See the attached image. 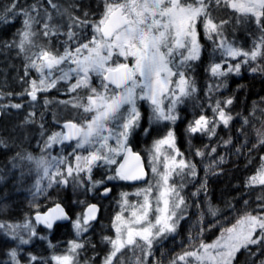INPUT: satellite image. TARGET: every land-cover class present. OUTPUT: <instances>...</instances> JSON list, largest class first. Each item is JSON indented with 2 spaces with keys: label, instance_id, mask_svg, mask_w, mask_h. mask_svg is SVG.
Returning <instances> with one entry per match:
<instances>
[{
  "label": "snow or ice",
  "instance_id": "1",
  "mask_svg": "<svg viewBox=\"0 0 264 264\" xmlns=\"http://www.w3.org/2000/svg\"><path fill=\"white\" fill-rule=\"evenodd\" d=\"M213 4L216 8H228L236 13L235 23L238 25L254 23L258 35L254 37L250 50L221 40L217 47L223 50V54L233 59H243L229 65L226 71L219 63L212 64V76L225 77L231 72L239 75L243 64H249L252 73H264V64L255 63L258 58L264 60V0H97L95 7L80 0H73L66 6L56 0H32V3L24 5L20 4V0H11L10 5L0 10V23L9 24V17L22 18L21 27L10 41L0 39V49L6 52L16 50V55L23 57L24 72L19 80L24 88L15 95L28 97L27 103L33 109L17 126V134H9L8 139L0 136V151H12L9 141L15 144L18 135L22 143L32 131L38 130L42 155L36 157L21 150L16 151L9 161L12 169H21L18 178L21 183L25 175L23 163L27 161L35 166L38 178L28 189L33 198L43 194L53 184L66 186L69 178L75 187L83 188L86 193L103 188L102 196H107L111 191L106 181L145 179L141 157L129 146L130 137L141 128L138 101L149 103L150 123H175L179 118L177 105L194 98L198 91L195 80L188 74L192 68L191 62L199 60L201 55L198 27L202 25L205 37L215 43L214 36L222 37L223 28L229 23L225 19L216 22L212 15ZM60 35L67 36L62 41L63 51L50 46L49 38ZM41 37L47 42H42ZM69 64L75 66L67 67ZM33 70L38 76L30 79ZM56 72L60 74L55 75ZM93 77L98 80L97 86L93 84ZM60 81L68 84V94L76 95H71L68 100H60L58 104L63 105L64 112L69 109L77 111L71 113V119L64 118L60 112H53V122L60 130H49L44 121V112L37 117L35 111L38 94L56 88ZM224 86V81L219 80L215 86H209L206 95L210 97ZM81 90L86 93L85 96L79 94ZM5 95L10 97L14 94L0 92V99ZM51 103L45 98L44 109L47 110ZM232 104L231 97L217 100L214 106L210 105L213 116L209 118L201 114L198 119L189 122L186 131L212 137L216 135L219 124L228 128L234 119L227 111ZM23 107V102L0 104V111ZM78 117L82 122H77ZM244 123H248L246 117ZM142 131L145 135L150 134L149 128ZM238 131L244 134L243 128ZM257 136L259 145L264 146V131L257 130ZM111 139H115V147L109 144ZM72 141H75L74 145L70 143ZM65 142L72 147L69 155L75 157V165L64 156H52L49 151ZM232 142L229 137L223 140V145L227 147ZM241 147L236 148L237 153H240ZM79 149H85L87 155L79 154ZM216 151V147L211 149V153ZM152 152L151 171L158 179L155 184L149 181L147 187L135 193L137 197L143 196L142 203L132 204L127 199L128 193L121 194V212L112 222L115 238H102L110 245L102 264H116L117 260L123 264L118 254L126 248H141L144 257L137 264H149L148 258L153 255L154 245L175 234L180 221L185 219L188 207L182 195L185 185L183 182L177 185L170 180L173 176L194 178L197 175L196 165L190 160L177 159L183 154L176 146L172 130L154 141ZM204 154L200 150L196 152L198 156ZM121 155L122 162L117 161L116 156ZM260 159V167L248 178L245 187L259 185L264 192V156ZM223 160L224 157H220L219 162L223 163ZM159 162L163 163L162 172L156 166ZM60 165H65V169H61ZM112 165H116L114 174L106 173L101 179L93 178L94 167ZM210 167L205 170L206 176ZM53 168L55 170L51 171ZM4 178L0 176V181ZM44 179L48 180L46 187L42 186ZM200 191H207L206 179L192 195L197 196ZM257 200L259 203L255 214L246 210L230 227L222 228L212 243L201 239L197 248L184 251L170 264H237L240 254L246 255L245 264H264V195L258 196ZM244 203L247 205L248 201ZM127 208L132 209L130 218L123 215ZM98 212L96 204H89L86 211L77 214L73 220L60 204H56L48 212L37 210L35 222L28 218L22 223L0 222V234L16 242V247H11L6 253L8 260L0 261V264H22L21 246L32 243L34 239H47L40 234L37 225L51 231L57 221H69L76 235L83 236L91 229L92 222L97 220ZM209 212L213 217L217 216V210L210 208ZM152 215L155 216L154 222L150 218ZM203 232L201 228L198 235ZM189 238L196 239L191 234ZM70 245L67 254L51 257L54 264H76L74 254L84 244L72 241ZM26 264H47V261L29 252ZM151 264L159 262L153 260Z\"/></svg>",
  "mask_w": 264,
  "mask_h": 264
},
{
  "label": "trees",
  "instance_id": "2",
  "mask_svg": "<svg viewBox=\"0 0 264 264\" xmlns=\"http://www.w3.org/2000/svg\"><path fill=\"white\" fill-rule=\"evenodd\" d=\"M96 1V0H95ZM11 0H0V10L5 6L10 5ZM30 4L32 0H20V4ZM96 5V3H95ZM214 5V4H213ZM234 13L233 11H230ZM10 23L3 24L7 28L3 31L4 40H11L17 29L21 27V17H9ZM246 41L241 42L240 35L229 37L232 42L239 48L250 50L253 39L258 35L256 26L251 24L245 25ZM198 40L201 45V55L195 64H192V79L195 80L197 93L192 101L180 109V114L175 123L174 133L176 143L188 151V160L196 165L197 175L190 177L189 184L182 189V195L185 197L188 207L185 213V219L180 221L179 227L175 234L170 235L161 243L155 244L152 250L153 255L148 258L149 264L151 261H158L159 264H170V262L187 250H194L198 247L199 242L203 239L206 243L214 241L224 227H230L235 223L236 218L243 214L246 210L253 211L255 214L258 196L264 195L261 191V186L256 185L251 188L245 187V182L249 177L253 176L260 167L262 161L261 156H264V146L259 145L257 130L264 131V73L250 71V65L245 64L239 75L230 73L225 77H213L210 75V67L212 64L222 62L225 65V58L221 51L216 48L213 40L205 37L202 25L198 27ZM60 36H52L51 40L54 43L60 41ZM59 37V38H58ZM215 40V39H214ZM61 43V42H59ZM60 47V46H59ZM6 58V57H5ZM5 58H1L4 60ZM223 59V60H222ZM5 63V62H4ZM4 73L0 72V92L13 93L12 96L5 95L0 99V104L15 103L18 100H27L28 97H20L15 95L23 91L24 85L20 82L19 77L23 75L24 60L19 73L15 71L17 59L15 57L6 58L4 64ZM264 64V60L258 58L255 62ZM12 65V67H11ZM254 66V65H253ZM13 68V69H11ZM33 77L31 71L30 79ZM219 80L224 81V87L218 91H214L209 97L206 95L210 85L215 86ZM242 87H238L241 86ZM233 98V104L227 108L234 119L230 126L225 128L223 124H219L216 129V135L209 137L206 134L196 133L190 134L186 131L190 121L198 119L201 114L211 118L213 116L212 107L217 100H225ZM25 112H18L15 109L9 108L2 110L0 118V136L8 139L9 134L18 133V125L27 115ZM247 118L248 123H244V118ZM32 127V126H28ZM243 128L244 134H241L239 129ZM232 138V144L225 147L223 140ZM39 139L38 131H32L28 139L21 143L18 135L15 138V144L9 141L12 145V151L4 149L0 151V176L5 177L0 181V222L20 223L22 216L20 211L23 208L39 206L37 210L42 211L45 207L52 206L54 202L47 199L31 198L32 194L28 191V173L25 172L22 183L19 181L21 169H12L9 163L10 158L15 155L16 151L25 150L27 152L36 151L38 149L35 144ZM257 145L253 147V145ZM17 145L19 147H17ZM207 146V147H206ZM243 146V147H241ZM216 147L217 151L211 153V149ZM241 147L240 153L236 152V148ZM197 150L204 152L203 156L196 155ZM211 153V155H209ZM220 157H224L223 163L219 162ZM206 176V168H209ZM25 167V168H24ZM15 172H19L16 174ZM207 180V191H200L197 196L192 194L199 189L202 181ZM26 182V183H25ZM37 197V196H36ZM76 200V199H75ZM248 204L245 205L244 201ZM65 205L69 211L74 210V205L71 199H65ZM83 204H79L80 209L89 203V199H82ZM200 205V207H197ZM230 205V206H229ZM75 206H77L75 204ZM217 210V216L213 217L209 209ZM79 210L74 213L77 216ZM113 209L104 208L99 214L98 220L92 225L91 229L80 236V243L84 247L80 250L81 258H90L96 264L100 258L109 250V245L102 239L104 236H111ZM215 225V227H212ZM73 226L69 224L58 225L56 229L47 231L46 229L37 228L38 231L46 230L48 232V241L34 239L32 243L22 247V253H32L47 264H54L51 260V255L46 249V243H60V238L71 240ZM203 228L202 235H198L200 229ZM190 234L196 237L195 240H190ZM11 247H16V242L10 238L3 237L0 234V261H7V251ZM123 260V264H137L138 260L144 257V252L141 248L124 249L121 254H118ZM247 257L244 254L239 255L237 264H245ZM120 264V260L116 261Z\"/></svg>",
  "mask_w": 264,
  "mask_h": 264
},
{
  "label": "rangeland",
  "instance_id": "3",
  "mask_svg": "<svg viewBox=\"0 0 264 264\" xmlns=\"http://www.w3.org/2000/svg\"><path fill=\"white\" fill-rule=\"evenodd\" d=\"M57 3L61 4V5H68L69 3H72L73 0H56ZM80 2L84 3V4H88V3H92L93 7H95V3H97V0H80ZM232 11L231 9H228V8H216L215 5H212V15L213 17L215 18L216 22L219 23V21L221 19H225V20H229V23L226 24L223 28V36L220 37V38H216L214 36V39L216 41V48L219 49L221 51V54L223 55V59L225 58V65L223 66L222 62H219V64L221 65V68L222 70H227V68L229 67V65H235L238 60H241L243 59L242 57H238L236 59H233L232 57L230 56H227L225 54H223V50L218 48L217 46L219 45V43L221 42V40H226L227 42L233 44L234 46H236L231 39H229V37H234L235 35H240V40L243 44V42L246 41V33H245V25H247L248 23H242V24H236L235 23V16L237 15L236 13H232L230 12ZM251 25H253L255 27V24L252 23ZM7 27L5 25H2L0 26V39H4V35H3V31L6 29ZM64 31H66V29H64ZM59 38V37H58ZM51 40V37L49 38ZM67 39V36L63 35L62 37H60V41H58L57 43H54L52 40H51V47L55 48V49H59L60 51H63V44H62V41L66 40ZM41 40L42 42H47L46 40H44L43 37H41ZM61 42V43H59ZM60 46V47H59ZM75 45H73L74 47ZM237 47V46H236ZM8 58V57H15L17 59V65H16V68H15V71L16 73L21 70V65L23 63V57L22 56H17L16 55V50H11V51H4L2 49H0V72L1 73H4V66H3V63L5 62L6 63V58L4 60H1V58ZM122 59V58H121ZM222 59V60H223ZM196 61H192L191 64H195ZM4 63V64H5ZM218 63V62H217ZM216 64V63H215ZM245 64H243L241 66V68L244 66ZM75 65H67V67H74ZM12 67V65H11ZM193 68V67H192ZM192 68L189 70V76L192 78ZM13 69V68H11ZM33 77L32 78H36L38 76V74L33 70ZM231 73H234V72H231ZM60 73L59 72H56L55 75H59ZM230 74V73H227V75ZM210 75L211 72H210ZM74 82V80L72 81ZM93 84L94 86H97L98 85V80L93 77ZM67 87H68V84L65 83L64 81H60L56 88H52L50 89L48 92H45V93H39V98L42 99V101L44 102V99L47 98L48 100H50L52 103L49 105V106H55V107H63V105H60L58 104V101L60 100H68L70 99V96L71 95H76L75 93L73 94H68L67 93ZM81 96H85L86 93L81 90L80 93H79ZM192 101V99H186L183 103L177 105V108H176V114L178 115L179 117V114H180V109L185 106L186 107V104L188 102ZM138 109L141 113V120H140V124H141V128H138L136 130L135 133H138V134H142V135H145L144 132L142 131L143 128H149L150 130L153 129L154 132H153V136H154V139H152V141L150 142V145L149 147L147 148V152H146V160H147V164L149 165V169H150V180L153 184H155V181L156 179H158V177H155L154 174L152 173L151 171V167H152V156H153V152H152V149H153V144H154V141L158 140V139H161L163 138L167 132L169 130H172L174 131V125L175 123L177 122V120L175 121V123L171 122V121H161V122H152L150 123L149 122V117L151 115V110H150V105L147 101H143V100H140L138 101ZM77 110L75 109H69L68 112H65L66 115L68 116L67 118L68 119H71L72 116H71V113L72 112H76ZM83 115V114H82ZM44 116H45V113H44ZM77 120H81L82 122V119H80L79 117L77 118ZM46 124V123H45ZM144 124V126H143ZM46 127L49 128V126H47L46 124ZM55 129L53 128V130H59V127L58 126H54ZM38 131V130H37ZM39 134V132H38ZM40 141V137L39 139L36 140L35 144L37 145L38 149L34 152V151H29L33 156H36V157H39L40 155H42L41 151H40V148H41V143H39ZM177 142V141H176ZM109 144L112 145L113 147L116 146V141L115 139H111L109 140ZM56 146V145H55ZM55 146L50 149V153L52 156H56V157H59L61 156V150H59V152H55L53 151ZM176 146L178 147V149L180 150V152L183 154L182 157H178L177 159H186L188 160V151L186 150V148H182L180 146L177 145L176 143ZM166 147V146H165ZM168 151H171V150H168ZM72 152V151H70ZM77 152H80L79 154L81 155H87V151L85 149H79V151ZM172 155H175V153H172ZM117 157H120V156H116ZM67 160L69 162H71L73 165H75L76 161H75V157L73 156L70 157L68 156ZM161 161H162V158H161ZM24 167L26 170V173H28V181H27V185H28V189L32 188L33 184L35 183V180L38 178L37 177V172L35 170V166L27 161H25L24 163ZM158 167V169L162 172L163 171V163L162 162H159L157 163L156 165ZM29 169H32L31 172H29L28 170ZM61 169H65V166L63 165V167H61ZM18 170V169H17ZM55 169H51V171H54ZM16 174H19V172H15ZM40 175H42V173H40ZM65 175H66V171H65ZM147 178H148V173H147ZM70 181L71 178H69ZM147 181V180H146ZM145 181V182H146ZM148 181V182H149ZM170 182H175L177 185H179L180 183H184L185 187L189 184L190 182V177L189 176H185L183 177V179L180 177V176H173L170 180ZM26 183V182H25ZM48 183V180L47 179H44L42 181V186L43 187H46ZM144 183V182H143ZM141 184V183H140ZM148 184L146 183L144 186L142 187H137V189H133L130 193H128V197L127 199L129 200L130 203L132 204H136L137 202H141L143 201V196H140V197H137L135 195V193L140 190V189H143L145 187H147ZM46 189H49V188H46ZM82 190V188H79ZM34 190V189H33ZM43 195V194H41ZM41 195H38L37 197L35 198H39ZM31 198H33V196H31ZM47 199H45L44 201H46ZM50 200V199H49ZM53 200H59L58 202H54V204L52 206H49V207H45L44 210L40 211V212H44L45 210H48L52 207H55L56 204H60L62 205L63 203H65L63 201V199H51L50 201H53ZM82 199H71V203H73V205L75 206V204L77 205L76 206V209L73 210V212H77L79 209H80V203L78 201H81ZM113 205H114V208H113V214H112V222H113V219L114 217L116 216L117 213L121 212V205L123 203V199H113ZM62 203V204H61ZM89 203H87L84 208H82L81 210H79V212L81 211H85V208L87 207V205H89ZM153 204H155V202L153 201ZM28 208H23L21 211H20V216H22L23 219H21V222H24V220L26 218L28 219H32L33 222L34 221V218L33 216L36 214V211L38 209L39 206H32V207H29L27 206ZM112 210V209H111ZM131 208H127L124 212H123V215L125 218H130V213H131ZM79 214V213H78ZM69 215V214H68ZM74 215V213L72 214V216ZM70 216V215H69ZM76 218V215L75 217L73 216L72 219L74 220ZM150 218L153 220H155V216L152 215L150 216ZM70 222H67L66 224H69ZM65 224V223H64ZM41 226L40 225H37V228H40ZM73 229V228H72ZM47 230V229H46ZM44 230V231H39L41 235H44L47 237V241H48V232L49 230ZM74 230V229H73ZM111 236L110 237H113L115 238V231L113 228H111ZM79 238L80 236H77L76 235V232L75 230L73 231L72 233V237H71V240H65V238L63 239L62 237L60 238V243H57L56 245L54 244H49V243H46V249L49 251V254L51 256L53 255H64V254H67L68 253V249L70 248V242L72 241H76V242H79ZM213 242V241H212ZM210 242V243H212ZM142 243V242H141ZM109 245V244H108ZM25 246V245H23ZM21 246V247H23ZM81 249L77 250V252L74 254L75 256V262L76 264H94V262L92 261L91 257L89 258H81V252L80 251ZM109 250H110V245H109ZM109 250H107L105 252V254L100 258V260L98 262H96V264H102L103 260H104V257L106 256V254L109 252ZM21 255V258H22V264H26V261H27V257H28V252L27 253H20ZM178 264H180V262H178Z\"/></svg>",
  "mask_w": 264,
  "mask_h": 264
},
{
  "label": "flooded vegetation",
  "instance_id": "4",
  "mask_svg": "<svg viewBox=\"0 0 264 264\" xmlns=\"http://www.w3.org/2000/svg\"><path fill=\"white\" fill-rule=\"evenodd\" d=\"M28 99L27 100H18L15 102V103H22V102L24 103V107L22 109H19V110L15 109V111L18 112V114L21 113L22 111L25 112V108L27 109V111H26L27 114L29 111L33 110L31 108L30 104L27 103ZM35 111L37 113V117H39L40 112L43 111L45 113L44 121L47 124V126H49V130H53V128L55 129L54 126H57L53 122V118H52L53 112H60L64 118L68 117L66 115V113L63 111V107L60 108V107H55V106H48V109L45 110L44 105H43V101L41 98H39V100L37 102V107L35 108ZM77 122H81V120H77ZM143 126H144V124H143ZM174 127H175V125H174ZM153 132H154V130L151 129L150 134H148V135H142V134L135 133L133 136L130 137V144H129V146L132 148V151L140 154L142 157L144 168L146 169V171L148 173V178H147L146 182L140 184V183H134L132 181H122V180H118V179L112 180V181H106V186L108 188H110L111 191L109 192V194L107 196H102L100 193L102 192L103 188H101L100 190L95 191L93 193H86L83 188L81 190L78 187H75L73 182L69 180V183L66 186H63V185L58 186L56 184H53V186L49 189H46V191L43 193V195H41L38 199H43V200L44 199H63V201L65 199H89L88 202L97 204V206L99 208L98 217H99V214L101 213V211L104 210V208L105 209L109 208L110 210L113 209L114 208L113 199H122V196H121L122 193H130L133 189H137V187L138 188L142 187L146 183L148 184V181L150 180V169H149V165L147 164V160H146L145 155H146V152L148 151L147 148L149 147L150 142L152 141V139H154ZM70 143L74 145L75 141H72ZM68 145H69V142H65L64 145H56L53 151L59 152V150H61V154H62L61 156L68 158V156H70L69 153H71L70 151H72V147H69ZM77 151H79V150H77ZM78 153H80V152H78ZM70 157L73 158V156H70ZM116 159H117V161H122L123 156L121 155L120 157H117ZM60 167H63V165H60ZM115 167H116V165L104 166V167H100V168L94 167L93 173H92L93 178L94 179H101L106 173L107 174H114ZM109 168H111V171H109ZM61 207H63L65 209L67 214H69L71 217H73L72 216L73 211L72 212L69 211L70 209L68 210L65 203H63L61 205ZM73 208L76 209V206H74ZM83 212L84 211H81V212H79V214L83 213ZM97 220H98V218H97ZM96 221H93L92 225ZM63 224L64 223L56 222V226L54 227V229H56V227L58 225H63ZM41 228L45 229L43 226H41Z\"/></svg>",
  "mask_w": 264,
  "mask_h": 264
},
{
  "label": "water",
  "instance_id": "5",
  "mask_svg": "<svg viewBox=\"0 0 264 264\" xmlns=\"http://www.w3.org/2000/svg\"><path fill=\"white\" fill-rule=\"evenodd\" d=\"M1 116H2V111H0V118H1ZM140 155V154H139ZM140 157H141V155H140ZM123 160V159H122ZM122 162V161H121ZM141 162H142V164H143V160H142V157H141ZM144 171H145V179L144 180H140V181H132V182H134V183H143V182H145L146 180H147V171H146V169L144 168ZM90 204H95V203H90ZM97 205V204H96ZM88 206V205H87ZM98 207V206H97ZM52 208H54V207H52ZM52 208H50V209H52ZM86 209H87V207L85 208V211H86ZM99 209V208H98ZM49 211V209L48 210H45L44 212H48ZM84 211V212H85ZM44 212H41V213H44ZM97 216H98V213H97ZM35 217V215L33 216V218ZM57 222H59V223H67V222H69V221H57ZM40 226H42V225H40Z\"/></svg>",
  "mask_w": 264,
  "mask_h": 264
}]
</instances>
